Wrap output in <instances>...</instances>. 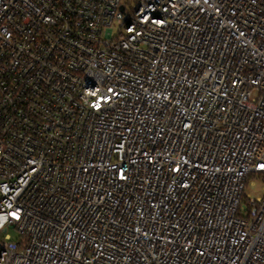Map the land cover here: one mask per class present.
Returning <instances> with one entry per match:
<instances>
[{
	"label": "built area",
	"instance_id": "built-area-1",
	"mask_svg": "<svg viewBox=\"0 0 264 264\" xmlns=\"http://www.w3.org/2000/svg\"><path fill=\"white\" fill-rule=\"evenodd\" d=\"M126 1L0 0V264H264V0Z\"/></svg>",
	"mask_w": 264,
	"mask_h": 264
},
{
	"label": "rangeland",
	"instance_id": "rangeland-1",
	"mask_svg": "<svg viewBox=\"0 0 264 264\" xmlns=\"http://www.w3.org/2000/svg\"><path fill=\"white\" fill-rule=\"evenodd\" d=\"M126 3L128 6H134L136 0H127ZM244 194L253 198L262 197L264 195V179L251 177L245 185ZM10 232L14 234L13 230H10Z\"/></svg>",
	"mask_w": 264,
	"mask_h": 264
},
{
	"label": "trees",
	"instance_id": "trees-1",
	"mask_svg": "<svg viewBox=\"0 0 264 264\" xmlns=\"http://www.w3.org/2000/svg\"><path fill=\"white\" fill-rule=\"evenodd\" d=\"M260 175H262V174H260Z\"/></svg>",
	"mask_w": 264,
	"mask_h": 264
}]
</instances>
